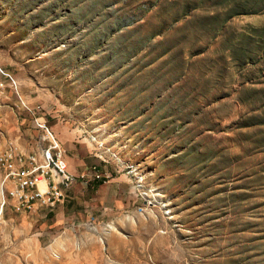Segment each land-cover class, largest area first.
<instances>
[{
	"label": "rangeland",
	"instance_id": "374dc122",
	"mask_svg": "<svg viewBox=\"0 0 264 264\" xmlns=\"http://www.w3.org/2000/svg\"><path fill=\"white\" fill-rule=\"evenodd\" d=\"M18 98L122 204L4 207L0 264H264V0H0V149L29 151Z\"/></svg>",
	"mask_w": 264,
	"mask_h": 264
},
{
	"label": "built area",
	"instance_id": "2783aa9c",
	"mask_svg": "<svg viewBox=\"0 0 264 264\" xmlns=\"http://www.w3.org/2000/svg\"><path fill=\"white\" fill-rule=\"evenodd\" d=\"M17 103L19 109L31 113V126L37 133L38 144L28 151L11 139L0 149V220L4 207L23 215L43 210L50 212L65 200L67 190L77 181L87 184L106 181L108 175L94 166L80 174L69 172L65 149L47 120L38 111L28 108L20 98Z\"/></svg>",
	"mask_w": 264,
	"mask_h": 264
},
{
	"label": "crops",
	"instance_id": "0c3cea01",
	"mask_svg": "<svg viewBox=\"0 0 264 264\" xmlns=\"http://www.w3.org/2000/svg\"><path fill=\"white\" fill-rule=\"evenodd\" d=\"M57 136L66 151L67 170H69L72 174H80L86 167L83 157L79 152V148H77L76 142L71 140L74 134H71V132L67 130L62 131L58 129ZM112 185L113 183L109 180V183L106 185H98L93 190L90 184L80 180L77 181L69 190H67L65 200L62 203L57 204L56 208L58 209L56 215L62 217L65 214H75L77 207L81 203L86 205V207H90L89 202L92 200H96L100 209H108L106 207L109 206L110 203L113 207L121 205L122 203L119 200L118 190H113L109 199H107V197L103 194L105 190L107 193V190Z\"/></svg>",
	"mask_w": 264,
	"mask_h": 264
},
{
	"label": "trees",
	"instance_id": "16d2710c",
	"mask_svg": "<svg viewBox=\"0 0 264 264\" xmlns=\"http://www.w3.org/2000/svg\"><path fill=\"white\" fill-rule=\"evenodd\" d=\"M104 181V180H103ZM103 181H97V182H94V183H91L90 185L92 186V188H95L97 187L98 185H101L103 183Z\"/></svg>",
	"mask_w": 264,
	"mask_h": 264
},
{
	"label": "bare ground",
	"instance_id": "6f19581e",
	"mask_svg": "<svg viewBox=\"0 0 264 264\" xmlns=\"http://www.w3.org/2000/svg\"><path fill=\"white\" fill-rule=\"evenodd\" d=\"M0 194H1V190H0Z\"/></svg>",
	"mask_w": 264,
	"mask_h": 264
}]
</instances>
